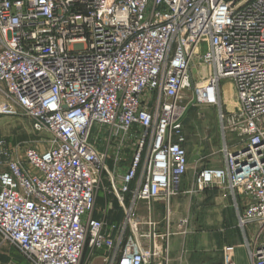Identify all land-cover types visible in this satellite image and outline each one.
Returning <instances> with one entry per match:
<instances>
[{
  "label": "built area",
  "instance_id": "2783aa9c",
  "mask_svg": "<svg viewBox=\"0 0 264 264\" xmlns=\"http://www.w3.org/2000/svg\"><path fill=\"white\" fill-rule=\"evenodd\" d=\"M193 102L218 105L225 163L196 188L241 196L240 226L264 227V0H0V115L49 142L0 138L1 241L31 264H169Z\"/></svg>",
  "mask_w": 264,
  "mask_h": 264
},
{
  "label": "crops",
  "instance_id": "0c3cea01",
  "mask_svg": "<svg viewBox=\"0 0 264 264\" xmlns=\"http://www.w3.org/2000/svg\"><path fill=\"white\" fill-rule=\"evenodd\" d=\"M233 93L232 83L222 84L226 103L234 98ZM220 162L212 166L223 167V155ZM189 170L183 178L181 192L170 204L171 234L165 243L168 263L225 264V256L230 254L235 264H254L250 249L255 243L264 244V227L259 223L240 226L238 215L244 210V198L217 187L199 191L196 176H190Z\"/></svg>",
  "mask_w": 264,
  "mask_h": 264
},
{
  "label": "rangeland",
  "instance_id": "374dc122",
  "mask_svg": "<svg viewBox=\"0 0 264 264\" xmlns=\"http://www.w3.org/2000/svg\"><path fill=\"white\" fill-rule=\"evenodd\" d=\"M195 68V67H194ZM197 71V70H196ZM205 75L207 70L204 69ZM198 76V75H197ZM196 76V77H197ZM201 77V75H200ZM197 77L196 82L201 81L202 78ZM226 81H222L224 84ZM224 95H225V89ZM221 100L220 102L225 108L232 110L233 105L236 104V93L230 98L229 104L225 102L222 95V85L219 89ZM235 92V90H234ZM218 105H207L201 103H191L189 106L184 125L185 132L188 136L187 151L189 156V173L190 176H196L199 169L203 166H212L213 163L220 164L221 156L219 150L221 149V141L223 134L221 133L220 117ZM47 133L40 134L35 132L32 126V121L24 116H5L0 115V138H5L12 144L22 142L24 147H38L45 149L49 142L46 141ZM26 136L23 140L21 137ZM222 136V139H221ZM212 154V155H211ZM213 158V160H212ZM213 161V162H212ZM194 186V185H193ZM104 187V186H102ZM101 189L96 193L95 198V214L104 207L105 193ZM195 188V187H194ZM109 201L113 203L116 208L115 199L109 196ZM154 219L162 222L165 217L164 206L157 203L155 206ZM145 213L141 214L144 216ZM108 216L114 219V216L108 213ZM163 226L162 224L160 225ZM0 264H31L30 261L15 247L9 243H4L0 239Z\"/></svg>",
  "mask_w": 264,
  "mask_h": 264
},
{
  "label": "trees",
  "instance_id": "16d2710c",
  "mask_svg": "<svg viewBox=\"0 0 264 264\" xmlns=\"http://www.w3.org/2000/svg\"><path fill=\"white\" fill-rule=\"evenodd\" d=\"M23 140H25L27 137L26 136H23V137H21Z\"/></svg>",
  "mask_w": 264,
  "mask_h": 264
},
{
  "label": "bare ground",
  "instance_id": "6f19581e",
  "mask_svg": "<svg viewBox=\"0 0 264 264\" xmlns=\"http://www.w3.org/2000/svg\"><path fill=\"white\" fill-rule=\"evenodd\" d=\"M211 97L213 98L214 96H213V95H211Z\"/></svg>",
  "mask_w": 264,
  "mask_h": 264
}]
</instances>
